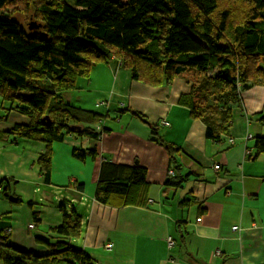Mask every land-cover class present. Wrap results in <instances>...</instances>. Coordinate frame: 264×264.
Instances as JSON below:
<instances>
[{"label": "crops", "instance_id": "0c3cea01", "mask_svg": "<svg viewBox=\"0 0 264 264\" xmlns=\"http://www.w3.org/2000/svg\"><path fill=\"white\" fill-rule=\"evenodd\" d=\"M259 65L264 69V57ZM188 89L181 76L157 86L135 80L114 58L92 65L88 77H77L72 89L59 93L63 102L99 114L97 122L83 125L101 133L53 141L49 181L36 162L44 144L9 133L29 119L7 110L0 98V181L8 179V191L21 200L10 203L0 184V236L18 248L52 252L63 239L50 231L61 222V204L80 217V233L69 241L90 264L264 263V150L255 145V138L264 137V83L240 90L241 104L232 107L220 141L206 137L203 122L178 103ZM128 109L153 124L154 133ZM153 135L178 148V168ZM74 149H94L96 155L80 160ZM101 161L143 167L146 204H122L116 196L108 204L96 201ZM168 179L179 185H165Z\"/></svg>", "mask_w": 264, "mask_h": 264}, {"label": "trees", "instance_id": "16d2710c", "mask_svg": "<svg viewBox=\"0 0 264 264\" xmlns=\"http://www.w3.org/2000/svg\"><path fill=\"white\" fill-rule=\"evenodd\" d=\"M26 17L25 25L15 18ZM33 23L35 27L29 28ZM264 0H0V98L7 110L28 117L9 133L44 144L36 162L49 181L51 143L65 134L94 132L85 122H97V113L74 107L60 99L77 77H88L92 65L114 58L131 78L151 86L184 77L189 89L178 103L205 125V135L220 141L232 119V107L241 104L240 90L264 83ZM147 123L140 113L128 109ZM58 118V120H57ZM79 125V129L71 126ZM178 168V148L153 135ZM257 152L264 137L255 138ZM72 154L77 159L95 157L94 149ZM145 169L101 161L94 198L102 204L113 196L122 204H146ZM12 204L21 200L8 191ZM165 185H179L166 180ZM78 187H81L79 185ZM31 205V203H29ZM61 222L50 231L63 237L50 253L38 254L13 246L0 236V264H90V259L70 239L80 233L74 209L58 205ZM36 218V211H32ZM37 241L43 242L42 239Z\"/></svg>", "mask_w": 264, "mask_h": 264}, {"label": "built area", "instance_id": "2783aa9c", "mask_svg": "<svg viewBox=\"0 0 264 264\" xmlns=\"http://www.w3.org/2000/svg\"><path fill=\"white\" fill-rule=\"evenodd\" d=\"M162 123H163V124H167V122L164 121V120L162 121ZM248 137H250V136L248 135ZM227 141H228L229 144H230V143H233V138H230V137H229V138L227 139ZM219 168H220L219 164H215V165H214V169H215V170H218ZM169 173H172V171L169 170ZM29 227H32V224H30ZM232 229H238V226L234 225V226H232ZM167 244H168V246L173 245V240H172L170 237L167 238ZM110 245H111L110 243H107V244H106V247L109 248ZM260 264H264V263H260Z\"/></svg>", "mask_w": 264, "mask_h": 264}, {"label": "rangeland", "instance_id": "374dc122", "mask_svg": "<svg viewBox=\"0 0 264 264\" xmlns=\"http://www.w3.org/2000/svg\"><path fill=\"white\" fill-rule=\"evenodd\" d=\"M15 18H16L18 21H20L22 24L25 25V22H26V20H27L25 16H23V15H21V14H19V13H16V14H15Z\"/></svg>", "mask_w": 264, "mask_h": 264}, {"label": "water", "instance_id": "95a60500", "mask_svg": "<svg viewBox=\"0 0 264 264\" xmlns=\"http://www.w3.org/2000/svg\"><path fill=\"white\" fill-rule=\"evenodd\" d=\"M33 27H35V25H34L33 23H31V24L29 25V28L31 29V28H33ZM71 127H72V129H79V128H80L79 125H75V126H71Z\"/></svg>", "mask_w": 264, "mask_h": 264}]
</instances>
